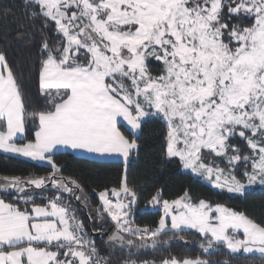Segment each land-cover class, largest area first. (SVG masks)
<instances>
[{
  "label": "rangeland",
  "instance_id": "374dc122",
  "mask_svg": "<svg viewBox=\"0 0 264 264\" xmlns=\"http://www.w3.org/2000/svg\"><path fill=\"white\" fill-rule=\"evenodd\" d=\"M233 1V12L253 16L255 24L231 33L235 45L229 52L221 42L224 0H38L42 15L54 21L65 42L61 59L49 57L43 65L77 70L103 83L107 94L99 100L122 105L132 116L131 122H122L129 128L148 117L161 119L168 153L181 157L189 174L213 183L215 190L231 195L263 190L264 0ZM148 56L160 62L158 76L148 73ZM237 141L246 154L233 146ZM28 154L49 166L45 154L33 147ZM43 199L50 204L54 197ZM83 199L78 196L81 204ZM98 199L93 212L110 226L104 209L113 221L126 220L127 208L117 214L106 195ZM151 208L162 212L153 237L168 230L192 231L210 236L231 254L264 257V229L224 206L193 207L184 198L160 205L154 201ZM64 221L74 237V227L82 231L69 205ZM151 235L136 239L151 240Z\"/></svg>",
  "mask_w": 264,
  "mask_h": 264
},
{
  "label": "trees",
  "instance_id": "16d2710c",
  "mask_svg": "<svg viewBox=\"0 0 264 264\" xmlns=\"http://www.w3.org/2000/svg\"><path fill=\"white\" fill-rule=\"evenodd\" d=\"M233 7V0H224L219 13L220 23L224 27L221 42L229 52L233 51L235 45L231 33H241L255 24L253 16L240 11L233 12ZM64 43L54 21L42 15L38 0H0V55L11 74L22 108L25 137L17 142L19 145H33L38 116L53 113L68 97L66 90H45L39 82L43 62L49 57L59 61L65 49ZM145 63L149 74H160L161 64L154 57H146ZM118 129L132 145L124 163L88 160L59 152L45 154V159L49 161V166H45L0 151V179L33 181L56 177L66 181L73 189L71 193L78 190L84 198L82 204L77 196L75 200L64 196L65 205L74 208L85 239L110 264H163L196 260L206 264H264V257L231 254L223 245L214 243L210 236L185 230L160 233L148 240L149 243L140 247L136 254L109 255L104 242L89 235L90 231L113 232L107 221L93 212L98 210L93 193L110 196V192L122 189L131 193L134 198L131 209L133 221L150 235L157 229L162 213L148 205L153 201L174 202L184 195L190 198L193 205L205 201L210 206H224L264 229V189L231 195L215 190L185 172L179 160L167 156V126L155 116L140 121L136 134L122 125ZM232 144L246 154L241 141ZM235 175L240 178V174ZM56 195L52 190L40 193L27 190L22 197L29 196L32 198L31 204L40 205L46 201L43 197ZM15 197L16 194L0 193L4 201H11Z\"/></svg>",
  "mask_w": 264,
  "mask_h": 264
},
{
  "label": "crops",
  "instance_id": "0c3cea01",
  "mask_svg": "<svg viewBox=\"0 0 264 264\" xmlns=\"http://www.w3.org/2000/svg\"><path fill=\"white\" fill-rule=\"evenodd\" d=\"M39 82L45 90H66L68 97L53 113L38 116L33 145H19L17 142L25 137L21 102L11 74L0 55L1 152L34 161V157L28 154L33 147L43 154L67 152L88 160L126 162L131 144L123 137L118 126L122 125L136 134L139 123L133 124L132 128L123 125L122 122L132 121L131 114L122 105H117L119 103H101L99 98L106 93L103 83L83 72L46 63ZM167 156L179 160L183 170L187 172L183 159L168 153V146ZM49 182L50 180L40 182L37 187L41 188ZM204 183L209 186L213 184L208 181ZM23 190L32 189L25 185L18 188L16 195L22 199V203L0 198V264H83L84 259L80 254L61 249L64 244L75 240L64 221L65 211L58 207V202L66 204L65 197L57 194L50 204L37 205L30 203L29 196L22 197L25 192ZM123 191L125 189L110 192L109 195H119ZM32 192L39 193L36 190ZM76 196L80 194L77 193ZM184 198L193 207L208 205L205 201L193 205L186 195L172 203ZM153 203L154 201L148 205L149 208ZM146 243L149 241L139 242L137 239L121 236V239L113 242L104 241L103 245L109 255L128 256L136 254ZM187 262L189 261L178 264ZM166 263L169 262L163 264Z\"/></svg>",
  "mask_w": 264,
  "mask_h": 264
},
{
  "label": "built area",
  "instance_id": "2783aa9c",
  "mask_svg": "<svg viewBox=\"0 0 264 264\" xmlns=\"http://www.w3.org/2000/svg\"><path fill=\"white\" fill-rule=\"evenodd\" d=\"M93 194L99 203L98 198L102 195H97L95 193ZM106 202L110 207L117 208V214H121L123 212V209L127 208V210H129L126 220L113 221L108 215V212L104 209V213L108 216V219L111 223V229L113 231H117L120 234L134 239L141 237L144 238L146 236V231L137 227L135 222L133 221V214L131 209L134 205V198L131 193L123 191L119 198L106 196ZM58 207L67 212V206L64 203H59ZM66 222L73 223V220L66 219ZM75 229L76 235L74 242L64 244L63 246H61V249H65L70 252H77L78 254H80L84 259L83 264H110L108 260L104 258L100 254V252L85 239V235L81 230L77 229V226L74 227V230Z\"/></svg>",
  "mask_w": 264,
  "mask_h": 264
},
{
  "label": "water",
  "instance_id": "95a60500",
  "mask_svg": "<svg viewBox=\"0 0 264 264\" xmlns=\"http://www.w3.org/2000/svg\"><path fill=\"white\" fill-rule=\"evenodd\" d=\"M90 35L92 36L94 42L99 45V41L95 38V36L92 34L91 31H89ZM46 179H37L33 181H10V180H1L0 179V193L4 194H16L18 191V188L22 185H25L26 187H30L32 190H36L42 192V191H48L51 189L57 194H61L63 196H70L73 200H75V197L78 193V190H76L74 193H71V187L66 183L65 180H58L56 177H50L47 180H50L49 183H46L40 187H37V184L40 182L45 181ZM79 205V204H78ZM87 216V214H86ZM88 218V223H90V219ZM89 235L91 238H98L100 241L104 242H113L117 239H121V234H119L117 231H113L112 234L108 232H95L92 231L89 232Z\"/></svg>",
  "mask_w": 264,
  "mask_h": 264
}]
</instances>
